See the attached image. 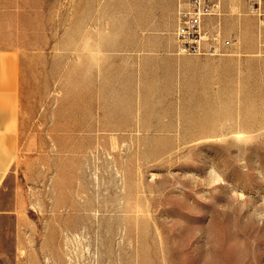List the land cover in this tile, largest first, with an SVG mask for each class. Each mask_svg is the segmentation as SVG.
Wrapping results in <instances>:
<instances>
[{"label": "rangeland", "instance_id": "374dc122", "mask_svg": "<svg viewBox=\"0 0 264 264\" xmlns=\"http://www.w3.org/2000/svg\"><path fill=\"white\" fill-rule=\"evenodd\" d=\"M106 2L110 49L72 51L62 0L48 48L25 52L38 166L20 179L29 220L0 224V250L17 234L0 264H264V0L241 26L222 0L209 25L229 46L187 57L171 46L187 0Z\"/></svg>", "mask_w": 264, "mask_h": 264}, {"label": "crops", "instance_id": "0c3cea01", "mask_svg": "<svg viewBox=\"0 0 264 264\" xmlns=\"http://www.w3.org/2000/svg\"><path fill=\"white\" fill-rule=\"evenodd\" d=\"M222 1V0H221ZM256 0H235V25L250 24L253 19L250 13L251 3ZM102 0H71V41L72 51L82 48L94 49L95 47L110 49L107 36L102 28L103 19L110 17L111 6ZM62 0H0V224L13 226L27 223L29 216L26 212L28 191L21 186V177L28 182L32 168L38 164L27 153L31 149L28 137L30 128L29 95L23 73V58L26 51L48 48L47 44L51 31L50 18L63 16L60 6ZM100 4V6H99ZM264 8V7H263ZM215 18L207 20L213 22ZM176 21V20H175ZM176 28V22H175ZM95 42V43H94ZM95 44V45H94ZM176 51L175 40L171 43ZM240 53L239 46H235ZM187 57V56H181ZM209 60V59H208ZM176 72L183 71L192 61H172ZM203 62V61H201ZM213 64L205 61L204 64ZM87 67L89 77L92 75L91 61H83ZM108 64V67H107ZM203 64V63H202ZM96 66L102 67L105 72L111 73L110 61H98ZM102 71L96 69L98 75ZM85 72V69H84ZM105 74V73H104ZM105 100L109 95L104 93ZM104 109L107 105L105 101ZM106 112L105 110L100 111ZM98 126L100 129H110L106 117ZM106 123V124H105ZM75 127H72V129ZM73 133V132H72ZM27 136V138H26ZM23 151V154L21 152ZM13 235V236H12ZM9 240L14 242L11 250H0V257L8 259L16 253L17 234H11ZM13 238V239H12ZM9 251L13 254L9 256Z\"/></svg>", "mask_w": 264, "mask_h": 264}, {"label": "built area", "instance_id": "2783aa9c", "mask_svg": "<svg viewBox=\"0 0 264 264\" xmlns=\"http://www.w3.org/2000/svg\"><path fill=\"white\" fill-rule=\"evenodd\" d=\"M185 4L175 31L179 51L186 55H220L230 41L207 20L219 16L221 0H187Z\"/></svg>", "mask_w": 264, "mask_h": 264}, {"label": "bare ground", "instance_id": "6f19581e", "mask_svg": "<svg viewBox=\"0 0 264 264\" xmlns=\"http://www.w3.org/2000/svg\"><path fill=\"white\" fill-rule=\"evenodd\" d=\"M261 1V0H260ZM262 2V1H261ZM260 2V3H261ZM186 4H184V5H180V6H185ZM255 13H258V11H255ZM177 23H178V21H177V18H176V28H177ZM176 28H175V31H176ZM174 40H175V45H176V51H175V53L177 54V55H179V56H191V55H186V54H183V53H181L180 51H179V48H178V44H177V41H176V38H175V32H174ZM89 220V218H85V217H81L80 219H79V221L76 223L77 224V226L75 225V227H78V226H80V225H84V223L86 222V221H88ZM119 224H121V223H119ZM74 228V227H73ZM119 230V229H118ZM76 237H78V236H76ZM80 237H81V235H80ZM79 239V238H78ZM111 244V243H110ZM120 244V243H119ZM119 248H121L122 246H121V244L118 246ZM113 248V247H112ZM111 252H112V250H111Z\"/></svg>", "mask_w": 264, "mask_h": 264}]
</instances>
